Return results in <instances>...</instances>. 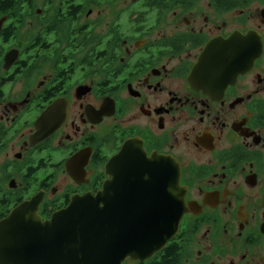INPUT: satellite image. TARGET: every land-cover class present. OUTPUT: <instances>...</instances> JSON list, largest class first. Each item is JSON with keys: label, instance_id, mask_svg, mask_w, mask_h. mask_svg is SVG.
Masks as SVG:
<instances>
[{"label": "flooded vegetation", "instance_id": "obj_1", "mask_svg": "<svg viewBox=\"0 0 264 264\" xmlns=\"http://www.w3.org/2000/svg\"><path fill=\"white\" fill-rule=\"evenodd\" d=\"M14 6L0 15V223L97 195L115 157L118 215L159 214L169 158L179 231L122 264H264V0Z\"/></svg>", "mask_w": 264, "mask_h": 264}, {"label": "water", "instance_id": "obj_2", "mask_svg": "<svg viewBox=\"0 0 264 264\" xmlns=\"http://www.w3.org/2000/svg\"><path fill=\"white\" fill-rule=\"evenodd\" d=\"M12 62L8 60L7 65ZM123 154L142 157L132 146L124 148ZM155 161L157 181L163 160ZM148 169L152 174L151 160ZM165 172L171 193L159 214L124 211L118 215L117 157L108 165L112 180L97 195L74 198L50 220L32 221L16 210L0 223V264H122L128 258L142 261L152 257L176 236L186 213L178 164L166 159ZM150 182L153 184L152 178Z\"/></svg>", "mask_w": 264, "mask_h": 264}, {"label": "trees", "instance_id": "obj_3", "mask_svg": "<svg viewBox=\"0 0 264 264\" xmlns=\"http://www.w3.org/2000/svg\"><path fill=\"white\" fill-rule=\"evenodd\" d=\"M16 2H20V0H0V15L1 14H7L9 15L8 18H18L19 15L15 13V6L14 4ZM10 4V10L8 8Z\"/></svg>", "mask_w": 264, "mask_h": 264}, {"label": "rangeland", "instance_id": "obj_4", "mask_svg": "<svg viewBox=\"0 0 264 264\" xmlns=\"http://www.w3.org/2000/svg\"><path fill=\"white\" fill-rule=\"evenodd\" d=\"M28 28V27H27Z\"/></svg>", "mask_w": 264, "mask_h": 264}]
</instances>
